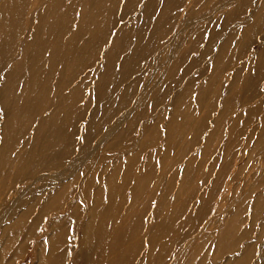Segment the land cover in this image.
<instances>
[{
	"label": "rangeland",
	"instance_id": "rangeland-1",
	"mask_svg": "<svg viewBox=\"0 0 264 264\" xmlns=\"http://www.w3.org/2000/svg\"><path fill=\"white\" fill-rule=\"evenodd\" d=\"M83 1L0 0V264H264V1ZM97 203L137 232L115 253L79 244Z\"/></svg>",
	"mask_w": 264,
	"mask_h": 264
},
{
	"label": "bare ground",
	"instance_id": "bare-ground-1",
	"mask_svg": "<svg viewBox=\"0 0 264 264\" xmlns=\"http://www.w3.org/2000/svg\"><path fill=\"white\" fill-rule=\"evenodd\" d=\"M103 3H105V0H101ZM264 1V0H263ZM88 4V0H84L81 5H80V13H81V20H83L82 18L84 17L85 18V14L87 11H90V8H91V5H87ZM148 6V3L145 5V8ZM89 7V8H88ZM261 9V8H260ZM258 13V12H257ZM61 15H59V20H58V27L59 29L61 28V25H60V22L62 20V18H60ZM144 16L145 17H149V14H148V11H145L144 12ZM264 18V17H263ZM80 20V21H81ZM146 24V23H145ZM139 25V24H138ZM40 26H38V28H40ZM126 27V26H125ZM125 27H118L115 31H117L118 33V36H121L124 39H129L130 38V34L129 32H126L128 31L127 28ZM122 29V31H121ZM36 33V32H35ZM125 34H126V38H125ZM57 38V37H55ZM54 40V39H53ZM43 43H41L42 45L40 46V48L37 49V53H40L41 50L46 47L47 45V41H44L42 40ZM118 41V39H117ZM53 42V41H52ZM120 42V41H119ZM223 42V41H221ZM238 42V41H237ZM225 43H226V40H225ZM117 44V43H116ZM222 44V43H221ZM224 44V43H223ZM53 46H49L51 48H49V52L52 53L51 56L49 57H53ZM220 47V46H219ZM223 49V48H222ZM220 49V50H222ZM47 50V47L44 48V51ZM36 53V54H37ZM43 53V52H42ZM112 54V51L108 52L107 54V59L108 57H110ZM41 57V55L38 56L37 59H39ZM251 65V64H250ZM14 73V69H11L8 71L7 75H5L6 79H9V78H12V74ZM5 80V79H4ZM3 80V81H4ZM12 81V80H11ZM3 85L1 86L2 87V90L0 89V93L3 94V95H9L10 97H12V95L15 93L11 92V89H12V86H11V83L9 80H6V82H2ZM156 83V82H155ZM21 88V87H20ZM26 87L23 89L25 90ZM21 92V91H20ZM1 98V96H0ZM34 98V97H32ZM44 101V100H43ZM14 108H16V105L13 104ZM39 106V105H38ZM22 107V106H21ZM62 106H60L57 110H50L48 107V109L46 108V110H50L48 113V116H45V117H38V120L34 121L36 122L35 126L37 125V131L38 132H41L40 133V136L42 137L43 139V144L46 145V137L45 136H48L46 135L47 133V130H49V128L51 127V125H53L52 123L57 119L58 115L61 113L62 109H61ZM27 108V107H26ZM39 107H37L38 109ZM41 108V107H40ZM24 111V110H23ZM45 111V110H44ZM251 111V110H250ZM252 113V112H251ZM8 115V114H7ZM15 117V115L13 116V118ZM10 119V118H9ZM62 122V121H61ZM32 124V123H31ZM77 124V123H76ZM173 124V123H172ZM22 126V125H21ZM3 127V126H2ZM8 128V127H7ZM53 128V127H52ZM17 129V128H16ZM19 129V128H18ZM166 129V128H165ZM51 131V130H50ZM167 131V130H166ZM52 132V131H51ZM50 132V133H51ZM58 133V132H57ZM1 134V133H0ZM1 136V135H0ZM13 139L12 136H7V141H11ZM31 139V138H30ZM5 140V139H4ZM20 140V139H19ZM33 140V139H31ZM35 142V140L33 141ZM26 143V142H25ZM42 143V141H41ZM150 143V142H149ZM6 141H5V146H6ZM53 144V143H51ZM41 145V144H40ZM168 145V144H166ZM33 148V147H32ZM35 149V147H34ZM164 150V149H163ZM61 151V149L58 150V153ZM31 152V151H30ZM37 154V153H35ZM61 154V153H59ZM38 155V154H37ZM188 162V161H187ZM161 167V166H160ZM96 170V169H95ZM126 170V169H125ZM139 171V170H138ZM37 172V171H36ZM162 172V171H161ZM177 172V171H176ZM179 172V171H178ZM4 173V172H3ZM95 173V172H94ZM177 175V174H176ZM100 176V175H99ZM123 176V175H122ZM5 177V176H4ZM93 177V176H92ZM79 179V178H78ZM90 181V180H89ZM100 181V180H99ZM105 181V180H104ZM118 181V180H117ZM142 181V180H141ZM108 182V181H107ZM105 182V183H107ZM119 182V181H118ZM123 183V182H122ZM95 184V183H94ZM99 186V185H97ZM98 188V187H97ZM126 189V188H125ZM101 190V189H100ZM105 188H102V191L104 192ZM123 190V189H122ZM93 192V191H92ZM97 192V190L95 191ZM134 194V193H133ZM94 195V193H93ZM85 197V195L83 196ZM110 196H107L106 197V200H109ZM93 204V203H92ZM92 206V205H91ZM116 205H105V206H101V205H98V203L95 205L94 207V210L92 213V216H91V219H90V223H87L83 226V234H82V238L79 240V244L81 246H90V233L91 231H93L94 233H103L102 235L100 234L99 236L100 237H106L105 239L108 240V243H107V246L105 247L104 251L105 252H108V253H115V250H116V247L119 243V241H122V239H135V235H137V232L135 230H133V227L132 225L129 223V221L127 222V224L125 225V227L122 225L123 224V221L126 220V216L125 218L123 217H119V216H116L114 218V215H112L111 211L113 210V208H115ZM30 208V207H29ZM127 209V208H126ZM133 209L135 210L134 206L133 205H130L128 207V210H131L133 211ZM149 209V208H148ZM39 211V210H38ZM125 211V210H124ZM127 211V210H126ZM124 213V212H123ZM131 213V212H130ZM25 215V214H24ZM23 215V216H24ZM26 216V215H25ZM27 217V216H26ZM116 220H119V222H116ZM127 220H129V217L127 218ZM163 224V223H161ZM54 225V224H53ZM161 229V226L157 227V230L156 232ZM166 230V229H165ZM167 231V230H166ZM95 236V234H94ZM111 240H110V239ZM62 239V238H61ZM61 239H59L61 241ZM92 239H95V237H93ZM90 240V241H89ZM94 241V240H93ZM131 241V240H130ZM82 242V243H81ZM56 243V242H55ZM54 243V244H55ZM131 243V242H130ZM132 244V243H131ZM53 245V244H52ZM147 247L149 251H152V244L148 245ZM50 248V247H49ZM132 248H133V244H132ZM129 247L128 245L125 244V247H124V251L125 250H128ZM46 253H48L46 251ZM243 255V254H242ZM46 258V257H45ZM42 260V259H41ZM106 262V264H112V260L110 259H106L104 260ZM163 264V263H162Z\"/></svg>",
	"mask_w": 264,
	"mask_h": 264
},
{
	"label": "snow or ice",
	"instance_id": "snow-or-ice-1",
	"mask_svg": "<svg viewBox=\"0 0 264 264\" xmlns=\"http://www.w3.org/2000/svg\"><path fill=\"white\" fill-rule=\"evenodd\" d=\"M70 2H71V0H69V3ZM124 2H125V0H120V4L121 5ZM251 3L253 5H255L256 0H251ZM233 7H235V6H233ZM118 9L122 11V7H120V5H118ZM245 14H247V10H246ZM75 15L76 16H81V13L77 12V13H75ZM262 22H264V21H262ZM117 24H123V18L122 17L120 19H118V20L113 21L112 27L108 30L107 34H105L103 40L102 41H98L95 44L96 56L99 57V58H105V63L107 62V54H108V52L111 49H113L116 46L117 39L120 40L121 48L123 49V47H125L123 38L118 36L117 31L114 30V29H116ZM71 27H79V25H71L70 24V28ZM121 31H122V29H121ZM81 43H84V41H81ZM47 54L49 56L52 55L51 52H48ZM116 59L117 60H121V61L124 59L123 56L120 55L119 51H117V53H116ZM96 62H98V61H96ZM45 67H47V65ZM60 67L61 68L65 67L63 62H61ZM84 67L85 68H89V65H84ZM121 67H122V64H119V63L114 64V69L116 71H119ZM21 72H23V69H21ZM56 74L59 75V73H56ZM23 86H24L23 84H19V87H23ZM49 90L50 91H55V89H52V88H50ZM83 100H84V95H83V90H82V94H81V97H80V102L82 103ZM148 107H152V105H148ZM0 111H3V109H0ZM46 114L47 113H45V115ZM165 119H168V117H165ZM163 127H164L163 125H158L157 126V131H159ZM129 202H131V196H129ZM150 207H153V208L156 207V201H150ZM245 215L248 216L249 213L246 211ZM147 244H151V240L148 237L145 236L141 240V247H144ZM238 246L240 248L244 247L243 244H238ZM209 247L213 248V249H218L219 248V242H217L215 244H210ZM233 255H235L236 257H240L242 254L240 252H234ZM255 255H257V253L255 252V249H254L253 250V256H255Z\"/></svg>",
	"mask_w": 264,
	"mask_h": 264
}]
</instances>
